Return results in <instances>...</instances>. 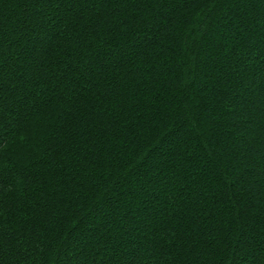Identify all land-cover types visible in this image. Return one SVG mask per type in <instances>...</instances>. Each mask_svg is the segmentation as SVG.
I'll list each match as a JSON object with an SVG mask.
<instances>
[{
  "label": "trees",
  "instance_id": "trees-1",
  "mask_svg": "<svg viewBox=\"0 0 264 264\" xmlns=\"http://www.w3.org/2000/svg\"><path fill=\"white\" fill-rule=\"evenodd\" d=\"M0 264H264V0H0Z\"/></svg>",
  "mask_w": 264,
  "mask_h": 264
}]
</instances>
